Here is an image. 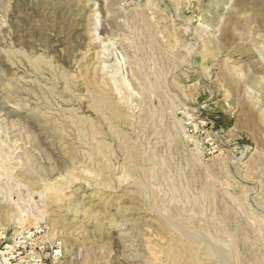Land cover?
Instances as JSON below:
<instances>
[{"label":"rangeland","instance_id":"374dc122","mask_svg":"<svg viewBox=\"0 0 264 264\" xmlns=\"http://www.w3.org/2000/svg\"><path fill=\"white\" fill-rule=\"evenodd\" d=\"M0 264H264V0H0Z\"/></svg>","mask_w":264,"mask_h":264},{"label":"bare ground","instance_id":"6f19581e","mask_svg":"<svg viewBox=\"0 0 264 264\" xmlns=\"http://www.w3.org/2000/svg\"><path fill=\"white\" fill-rule=\"evenodd\" d=\"M176 247V246H175ZM188 253V252H187ZM179 257V256H178ZM176 258V257H175ZM186 259V258H185ZM188 261H190V259H188Z\"/></svg>","mask_w":264,"mask_h":264}]
</instances>
